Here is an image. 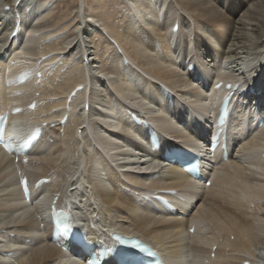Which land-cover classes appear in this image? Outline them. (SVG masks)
Returning a JSON list of instances; mask_svg holds the SVG:
<instances>
[{
    "label": "bare ground",
    "instance_id": "obj_1",
    "mask_svg": "<svg viewBox=\"0 0 264 264\" xmlns=\"http://www.w3.org/2000/svg\"><path fill=\"white\" fill-rule=\"evenodd\" d=\"M212 1L125 0L127 9L122 12L106 8V0H95L90 5L95 16L84 3L76 22L95 34L77 58L75 46H82L74 37L77 34L65 39L66 26L60 30L38 25L51 17L54 1L39 0L29 19L23 9L17 18L10 17L11 32L4 42L8 47L0 56V63L5 58L9 63L0 65L11 73L23 62L39 77L25 86L8 85L1 77L0 111L6 109L9 96H14L13 101L34 99L35 111L13 117L9 133L19 136L30 125L44 121L54 128L48 127L26 154L27 165L21 157L14 163V156L0 147V213L6 215L0 220V264H84L74 259L77 251L66 255L48 243L50 229L43 211L53 195L81 218L95 244L113 245L111 236L116 233L155 248L165 264H239L243 260L264 264V158L259 156L264 152V42L245 57L227 56L216 49L214 41L223 38L225 44L234 31L233 17L221 10L226 5L234 15L244 3ZM253 4L254 14L264 8V1ZM103 18L115 20L107 25ZM175 22L178 30L172 33ZM16 25L20 32L11 39ZM97 45L91 68L88 59ZM189 65L194 70L189 71ZM231 72L239 86L226 126L224 159L220 148L212 156L209 152L219 108L218 94L209 89L210 80ZM89 77L96 79L94 91L88 87ZM253 83L263 90L255 104L242 95ZM79 85L84 89L70 97ZM27 90L37 96H17ZM90 112V119L97 122H88ZM132 115L158 132L155 153L150 151L146 132L129 122ZM166 149L198 155L205 181L193 182L176 166L162 167L159 160ZM140 159H147L143 173H137L143 166ZM210 169L215 174L206 188ZM21 175L31 183L49 180L32 191L33 202L20 195ZM84 179L87 188L82 185ZM159 198L172 209L161 206ZM189 223L196 225L192 235L187 233ZM9 249L12 253L6 255Z\"/></svg>",
    "mask_w": 264,
    "mask_h": 264
},
{
    "label": "rangeland",
    "instance_id": "obj_2",
    "mask_svg": "<svg viewBox=\"0 0 264 264\" xmlns=\"http://www.w3.org/2000/svg\"><path fill=\"white\" fill-rule=\"evenodd\" d=\"M15 1L16 0H14V1L13 0H0V4H3L4 6L6 4L5 7L2 6L3 8L0 6V43H2L1 44L2 46L0 45V48H2V49H0V56L2 55V53L8 47V45L7 44L5 45V43H6V37L11 32V30H10V32L8 31V29L10 28V23L12 21L11 20L12 18H10V17H13V14H15V17L17 18V16L21 14L20 11H22V9H23L22 13L24 14V12L26 11L27 13L26 12L25 13H26V15L28 14V19H29L30 18L29 14L31 13L32 10L35 9L36 3L39 2V0L38 1L37 0H27V1L26 0H19V1H17L15 3V6H14V4H12V3L15 2ZM52 1H54L55 4L52 6V13L50 14L51 17L49 16L48 19L44 20L43 22L39 21L38 25H43V24L44 25H49V26H52L53 28H57V29L59 27L60 30H62L66 26L65 28L67 30L64 29L66 34H65V36H63L65 39L70 37V36L73 37L74 35L77 34L74 37L76 39H78L79 42L81 43L80 45H82L81 47L75 46L74 50L77 51L75 58H77L78 56H80V54L82 52V48L85 45H88L87 42L89 40H91V38H92L91 34L94 35L95 33L93 31L89 30L86 25H81V24L78 25L77 24V22H78L77 20H79V19L76 17V13L80 9V7L82 8L84 6V3H85V8L87 9L88 13L92 14L93 16H95L96 14L93 13L91 11V9H90V7H91L90 5H94L95 4V0H52ZM210 1L213 4V1L212 0H210ZM261 1H264V0H253L252 4L255 3L253 5H257ZM239 2H240L239 0H232V3L236 4V5ZM242 2L244 3V5H243V7L241 9H240V7H238L237 9L235 7V9H236L235 10L236 11L235 14L236 15L235 14L233 15L230 11L226 10V8H227L226 5L221 10L226 16L233 17V25L232 26H234V31H232V30L230 31L227 40H225V44L226 45L224 44L223 38H218L217 40L214 41V46L216 47V49H220L221 50L220 52H223L224 54H228L227 56H229L230 54L231 55H233V54L235 55L236 54L235 57H237V56L245 57L246 55L250 56V54H253V52H255L258 44L260 42H264V26H263L264 25V8H260L259 12L254 14V13H252V12H254V7L252 6V4L249 3L248 0H242ZM151 3L154 4L155 3L154 0H151ZM105 6H106V8L114 7V9L116 11L120 10L122 12L127 9V7L125 6V0H114V1L106 0V5ZM12 7H13L14 13L12 12ZM248 8H249V10H248ZM246 10L251 12L253 15L251 13L247 12ZM243 16H245V17L247 16L246 18L248 20H245V18H242ZM26 18H27V16H26ZM101 20H104L107 23V25H109V23H114L115 19H111L110 18V19H108L109 21H107V19L103 18ZM159 20H161V19H159ZM71 22H72V24H71ZM26 24L28 25L29 22H26ZM61 24H62V26H60ZM76 24L79 27H77ZM96 25L98 26V24H96ZM227 29H228L227 27H226L225 30H223V28H222L224 33H227ZM64 38H62V39H64ZM9 40H10V38H9ZM37 47H41V45L36 46V48ZM92 50H93V55L92 54L90 55L88 61H89V66L91 65L90 67L94 68L95 66H94L92 60L94 59V52L98 50V45L95 48H93ZM90 62H92V63H90ZM96 71L97 70L94 69V71L93 72L91 71L90 74L94 75ZM89 79H90L89 82H88L89 89L90 90L91 89H95L93 87H94L96 79L94 77L93 78L89 77ZM91 91H94V90H91ZM100 95L104 96V93L100 92ZM94 103H95V101H94ZM90 105H92V107L94 108V106H93L94 104L93 103L90 104ZM88 112L89 111H87V113ZM89 116H91V112L89 113V115L87 117L88 118V122H91L92 119H90ZM92 122H97V120L95 119ZM100 123H101V121H100ZM48 137H49L48 141L51 143L52 136H48ZM145 160L147 161V159H145ZM35 162L37 163V161H35ZM126 163H128V162H126ZM133 164H136V163H133ZM152 165H154V164H152ZM81 168H80V170L82 171ZM142 169H143L142 171H146V167L145 166H143ZM133 171H136V170H133ZM85 179H84V182H85ZM81 182L83 183L82 185H84L86 188L88 187L86 182L85 183L83 181H81ZM71 183H73V181ZM84 186H83V188H85ZM1 215L6 217V215L4 213L3 214L0 213V217H1ZM5 217H1L0 220H2V219L4 220ZM119 221L121 222V220H119ZM1 242L4 245V242H3L2 239H1Z\"/></svg>",
    "mask_w": 264,
    "mask_h": 264
},
{
    "label": "snow or ice",
    "instance_id": "obj_3",
    "mask_svg": "<svg viewBox=\"0 0 264 264\" xmlns=\"http://www.w3.org/2000/svg\"><path fill=\"white\" fill-rule=\"evenodd\" d=\"M5 147H7V145H5ZM23 183V182H22Z\"/></svg>",
    "mask_w": 264,
    "mask_h": 264
}]
</instances>
